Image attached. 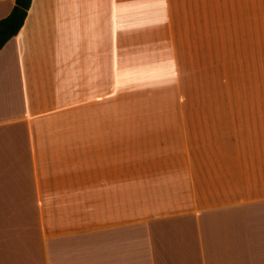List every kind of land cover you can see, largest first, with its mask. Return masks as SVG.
Here are the masks:
<instances>
[{"label": "crops", "instance_id": "obj_1", "mask_svg": "<svg viewBox=\"0 0 264 264\" xmlns=\"http://www.w3.org/2000/svg\"><path fill=\"white\" fill-rule=\"evenodd\" d=\"M167 4L31 0L1 46L0 264H264V0H221L238 93L118 110Z\"/></svg>", "mask_w": 264, "mask_h": 264}, {"label": "rangeland", "instance_id": "obj_2", "mask_svg": "<svg viewBox=\"0 0 264 264\" xmlns=\"http://www.w3.org/2000/svg\"><path fill=\"white\" fill-rule=\"evenodd\" d=\"M166 1L159 8L165 19L144 23L157 49L135 53L133 66L118 70V110L204 108L238 93V84L223 83L221 0ZM259 81L252 90L244 79L241 92L264 95L263 64Z\"/></svg>", "mask_w": 264, "mask_h": 264}, {"label": "trees", "instance_id": "obj_3", "mask_svg": "<svg viewBox=\"0 0 264 264\" xmlns=\"http://www.w3.org/2000/svg\"><path fill=\"white\" fill-rule=\"evenodd\" d=\"M31 0H14L8 13L0 18V48L21 27Z\"/></svg>", "mask_w": 264, "mask_h": 264}]
</instances>
